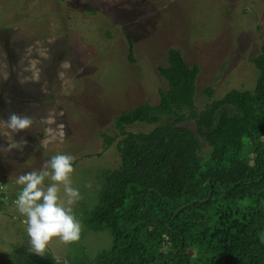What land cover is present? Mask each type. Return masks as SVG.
I'll use <instances>...</instances> for the list:
<instances>
[{"label": "rangeland", "instance_id": "1", "mask_svg": "<svg viewBox=\"0 0 264 264\" xmlns=\"http://www.w3.org/2000/svg\"><path fill=\"white\" fill-rule=\"evenodd\" d=\"M127 37L135 64L128 62ZM262 47L264 0H0V146L17 144L0 151V195L7 203L0 208V264L14 249L33 252L14 203L23 187L16 178L41 170L54 155H72V186L80 201L96 203L94 178L120 162L114 145L104 149L102 134L113 136L122 112L158 104L166 84L157 68L166 66L169 49L199 68L194 103L200 112L231 90L254 88L251 59ZM210 89L211 98L204 93ZM11 113L30 117L32 125L10 132L3 122ZM183 126L196 131L195 121ZM84 228L74 242L51 238L44 251L65 261L75 248L90 258L110 248L107 234Z\"/></svg>", "mask_w": 264, "mask_h": 264}, {"label": "trees", "instance_id": "2", "mask_svg": "<svg viewBox=\"0 0 264 264\" xmlns=\"http://www.w3.org/2000/svg\"><path fill=\"white\" fill-rule=\"evenodd\" d=\"M127 43L128 62L135 64L129 37ZM166 62L157 68L166 84L158 104L122 112L113 136L102 134L104 149L114 145L119 168L94 178L96 203L73 205L84 231L107 234L110 248L94 258L75 248L65 261L14 249L4 264H264V47L251 59L254 88L231 90L200 112L197 65L174 48ZM190 121L195 132L183 126ZM136 125L154 128L126 131Z\"/></svg>", "mask_w": 264, "mask_h": 264}, {"label": "clouds", "instance_id": "3", "mask_svg": "<svg viewBox=\"0 0 264 264\" xmlns=\"http://www.w3.org/2000/svg\"><path fill=\"white\" fill-rule=\"evenodd\" d=\"M12 133L29 128L33 121L28 116L11 113L3 122ZM19 144H26L20 141ZM17 144L0 146V151H10ZM74 157L67 154L52 156L39 171L27 172L16 178L22 185L16 200L17 211L25 217L26 232L31 250L41 255L53 237L69 243L79 239L81 223L73 214L72 206L80 199L79 190L72 186ZM51 183L45 186L44 181ZM61 186L63 198L60 195Z\"/></svg>", "mask_w": 264, "mask_h": 264}, {"label": "water", "instance_id": "4", "mask_svg": "<svg viewBox=\"0 0 264 264\" xmlns=\"http://www.w3.org/2000/svg\"><path fill=\"white\" fill-rule=\"evenodd\" d=\"M180 210H182V208Z\"/></svg>", "mask_w": 264, "mask_h": 264}]
</instances>
